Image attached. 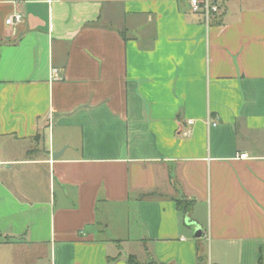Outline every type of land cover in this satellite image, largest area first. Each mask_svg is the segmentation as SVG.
I'll use <instances>...</instances> for the list:
<instances>
[{
	"label": "crops",
	"instance_id": "0c3cea01",
	"mask_svg": "<svg viewBox=\"0 0 264 264\" xmlns=\"http://www.w3.org/2000/svg\"><path fill=\"white\" fill-rule=\"evenodd\" d=\"M224 1L0 0V264H264V0Z\"/></svg>",
	"mask_w": 264,
	"mask_h": 264
},
{
	"label": "built area",
	"instance_id": "2783aa9c",
	"mask_svg": "<svg viewBox=\"0 0 264 264\" xmlns=\"http://www.w3.org/2000/svg\"><path fill=\"white\" fill-rule=\"evenodd\" d=\"M191 10L194 14L199 15L206 27L212 26L216 21L221 20L224 12V0H189ZM24 21L21 13H16L6 21L7 26L19 25ZM189 124H192L190 122ZM214 126L216 123H212ZM242 155L241 158H245Z\"/></svg>",
	"mask_w": 264,
	"mask_h": 264
},
{
	"label": "trees",
	"instance_id": "16d2710c",
	"mask_svg": "<svg viewBox=\"0 0 264 264\" xmlns=\"http://www.w3.org/2000/svg\"><path fill=\"white\" fill-rule=\"evenodd\" d=\"M176 202L179 210L185 213L186 215H189L192 203L185 200H177ZM128 263L137 264L136 258L134 256H130L128 258Z\"/></svg>",
	"mask_w": 264,
	"mask_h": 264
},
{
	"label": "water",
	"instance_id": "95a60500",
	"mask_svg": "<svg viewBox=\"0 0 264 264\" xmlns=\"http://www.w3.org/2000/svg\"><path fill=\"white\" fill-rule=\"evenodd\" d=\"M63 154L62 152H58V153H53L52 154V160L57 161ZM203 234L202 228L201 227H197L196 231H195V238H201Z\"/></svg>",
	"mask_w": 264,
	"mask_h": 264
}]
</instances>
